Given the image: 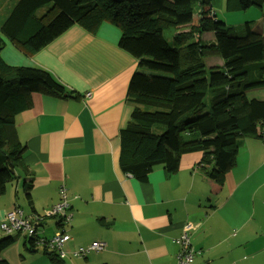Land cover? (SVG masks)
Returning a JSON list of instances; mask_svg holds the SVG:
<instances>
[{"label":"crops","instance_id":"1","mask_svg":"<svg viewBox=\"0 0 264 264\" xmlns=\"http://www.w3.org/2000/svg\"><path fill=\"white\" fill-rule=\"evenodd\" d=\"M224 1L211 0V9L217 7L227 26L240 25L243 13L223 12ZM164 37L139 60L119 49L120 32L108 24L93 34L74 25L30 57L10 43L1 52L11 66L48 71L71 94L34 93L30 108L16 116L26 172L16 171L0 194V223L19 207L25 218L43 219L44 237L57 231L56 219L47 215L59 202V189L66 190L72 219L63 264H176L175 241L184 231L200 264H264L263 140L242 139L221 184L203 172L201 153L182 155L170 174L155 166L144 183L119 168V131L132 111L129 80L140 70L170 73L161 59L175 56L162 50ZM203 143L217 148L214 137ZM24 184L32 186L28 192ZM23 237H14L0 259L50 264L41 252H25ZM93 242L105 250L74 256Z\"/></svg>","mask_w":264,"mask_h":264},{"label":"trees","instance_id":"2","mask_svg":"<svg viewBox=\"0 0 264 264\" xmlns=\"http://www.w3.org/2000/svg\"><path fill=\"white\" fill-rule=\"evenodd\" d=\"M250 8L261 12L264 23V0L224 3L226 13ZM102 24L119 30V49L135 60L146 56L160 34L167 36L162 50L175 56L161 59L169 74L140 70L129 80L132 111L119 131L123 173L144 183L155 166L170 174L182 155L201 153L203 172L221 184L242 139L264 141V99L246 97L264 89V28L255 32L250 22L227 26L212 12L211 0H0V194L16 171L26 172L15 118L30 108L31 95L71 97L48 71L7 64L5 44L30 57L74 25L93 34ZM210 137L216 150L203 143ZM31 187L24 184L23 190ZM23 239L29 253L37 251L34 240ZM14 242L10 235L0 238V253ZM41 247L50 264H63L64 257Z\"/></svg>","mask_w":264,"mask_h":264},{"label":"built area","instance_id":"3","mask_svg":"<svg viewBox=\"0 0 264 264\" xmlns=\"http://www.w3.org/2000/svg\"><path fill=\"white\" fill-rule=\"evenodd\" d=\"M48 218L56 219L58 225L57 231L49 239L40 237L43 234L41 228L42 218H25L22 210L15 207L10 212L6 213L4 221L0 223V235H10L14 232L21 233L25 238L34 240L35 245L43 247L47 246L49 250L55 251L59 256L64 257L63 247L70 240L66 233V227L69 226L72 219L70 205L68 203L66 190L61 187L59 189V202L55 204L49 211ZM179 247L176 255V264H200L195 261V253L191 249L188 235L184 231L182 236L175 241ZM105 249V244L101 242H93L87 248H80L75 251L74 256L82 257L90 251H102Z\"/></svg>","mask_w":264,"mask_h":264},{"label":"rangeland","instance_id":"4","mask_svg":"<svg viewBox=\"0 0 264 264\" xmlns=\"http://www.w3.org/2000/svg\"><path fill=\"white\" fill-rule=\"evenodd\" d=\"M224 3H225V1H224ZM224 3H223V12H225V10H224ZM43 11V10H42ZM212 12H213V10H212ZM214 12L216 13V18H218V19H220V20H223L222 18H221V16H220V12H219V10L217 9V7H214ZM196 16V15H195ZM224 21V20H223ZM245 22H250L251 23V26H252V30L253 31H255V32H261V31H263V28H264V23H263V19L261 18V12H259L258 10H256L255 8H250L249 10H247L245 13H243L242 15H241V23H240V25H243ZM237 26H239V25H237ZM167 35V34H166ZM7 52V51H9V48L8 47H5L4 49H3V51L2 52ZM19 52V51H18ZM207 62V64H209V65H214V64H217L218 63V61L217 60H207L206 61ZM246 97L248 98V99H252V98H256V99H264V89H259V90H257V89H255V90H250V91H248L247 93H246ZM13 182V181H12ZM11 185H13V183L11 184ZM52 232H50V234L48 233V236L46 235H44V237H43V235L41 236L42 238H45V239H49V238H51V236H52ZM6 235H1V238H3V237H5ZM10 236H12V237H18V238H22V234L21 233H16V232H14V233H12V234H10ZM24 238V237H23ZM24 240V239H23ZM39 246V245H38ZM39 248V249H38ZM41 249H42V247L41 246H39V247H37V253H39L40 251H41ZM63 250H64V252H66V249L63 247ZM25 252H28V250H26ZM83 257V256H82ZM81 258V257H80ZM67 259H68V257H67V255H65L64 256V261H67ZM70 260L72 259H75V257L74 258H69Z\"/></svg>","mask_w":264,"mask_h":264}]
</instances>
